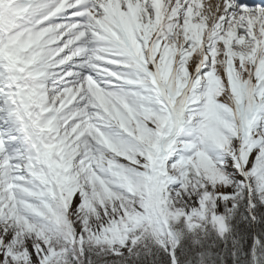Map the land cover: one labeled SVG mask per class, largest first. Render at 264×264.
Listing matches in <instances>:
<instances>
[{
  "label": "snow or ice",
  "instance_id": "snow-or-ice-1",
  "mask_svg": "<svg viewBox=\"0 0 264 264\" xmlns=\"http://www.w3.org/2000/svg\"><path fill=\"white\" fill-rule=\"evenodd\" d=\"M0 264H264V0H0Z\"/></svg>",
  "mask_w": 264,
  "mask_h": 264
}]
</instances>
